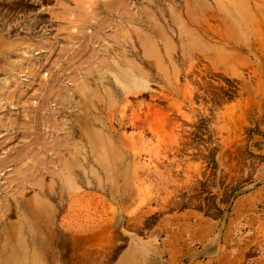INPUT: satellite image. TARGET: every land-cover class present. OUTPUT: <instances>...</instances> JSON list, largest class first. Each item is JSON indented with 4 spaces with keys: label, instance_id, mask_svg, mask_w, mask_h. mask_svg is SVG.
<instances>
[{
    "label": "rangeland",
    "instance_id": "1",
    "mask_svg": "<svg viewBox=\"0 0 264 264\" xmlns=\"http://www.w3.org/2000/svg\"><path fill=\"white\" fill-rule=\"evenodd\" d=\"M0 264H264V0H0Z\"/></svg>",
    "mask_w": 264,
    "mask_h": 264
},
{
    "label": "crops",
    "instance_id": "2",
    "mask_svg": "<svg viewBox=\"0 0 264 264\" xmlns=\"http://www.w3.org/2000/svg\"><path fill=\"white\" fill-rule=\"evenodd\" d=\"M129 248V249H128ZM126 247L125 248V251H124V253H123V255L124 254H126V257H128V255H130L131 253H133V249H134V247L133 246H131V247Z\"/></svg>",
    "mask_w": 264,
    "mask_h": 264
},
{
    "label": "bare ground",
    "instance_id": "3",
    "mask_svg": "<svg viewBox=\"0 0 264 264\" xmlns=\"http://www.w3.org/2000/svg\"><path fill=\"white\" fill-rule=\"evenodd\" d=\"M153 97V96H152ZM136 138V137H135ZM140 141V140H139ZM140 143V142H139Z\"/></svg>",
    "mask_w": 264,
    "mask_h": 264
}]
</instances>
